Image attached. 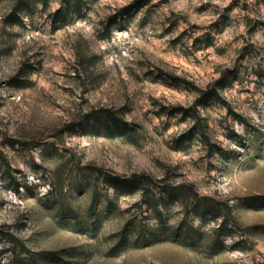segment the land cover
Here are the masks:
<instances>
[{"label": "rangeland", "instance_id": "rangeland-1", "mask_svg": "<svg viewBox=\"0 0 264 264\" xmlns=\"http://www.w3.org/2000/svg\"><path fill=\"white\" fill-rule=\"evenodd\" d=\"M0 264H264V0H0Z\"/></svg>", "mask_w": 264, "mask_h": 264}, {"label": "trees", "instance_id": "trees-1", "mask_svg": "<svg viewBox=\"0 0 264 264\" xmlns=\"http://www.w3.org/2000/svg\"><path fill=\"white\" fill-rule=\"evenodd\" d=\"M219 81L220 80H218L217 82H219ZM218 88H219L218 85H216V86H214L213 88L210 89L211 91L208 90L206 93H203V92L199 93V95L196 97V99L194 101V104L191 106V109H193V111H195V112H198L197 106H199V105L207 106L209 98L221 100L220 99L221 97H220L219 92H218ZM210 92H212V94H210ZM180 108H182L180 110H181V112H184V116L186 117L187 116V112H188V108H183L182 106ZM189 116L191 117V116H193V114L189 115ZM120 124H122V127H123L125 123L122 122V121H120V122L117 121V126L118 127H120ZM123 182H124V186H125L124 188H127L128 186H131V185L134 186V184L136 186V184H137L136 183L137 181L135 179L131 180V179L127 178ZM163 191L166 192V189H164Z\"/></svg>", "mask_w": 264, "mask_h": 264}]
</instances>
